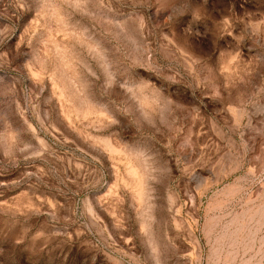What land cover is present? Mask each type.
<instances>
[{
	"label": "rangeland",
	"instance_id": "1",
	"mask_svg": "<svg viewBox=\"0 0 264 264\" xmlns=\"http://www.w3.org/2000/svg\"><path fill=\"white\" fill-rule=\"evenodd\" d=\"M0 264H264V0H0Z\"/></svg>",
	"mask_w": 264,
	"mask_h": 264
}]
</instances>
